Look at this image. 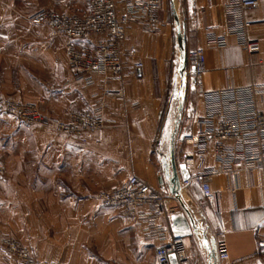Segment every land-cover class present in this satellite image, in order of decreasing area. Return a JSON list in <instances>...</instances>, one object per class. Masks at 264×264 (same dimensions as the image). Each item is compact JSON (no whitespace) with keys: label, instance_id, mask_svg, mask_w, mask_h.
<instances>
[{"label":"crops","instance_id":"crops-1","mask_svg":"<svg viewBox=\"0 0 264 264\" xmlns=\"http://www.w3.org/2000/svg\"><path fill=\"white\" fill-rule=\"evenodd\" d=\"M177 1L180 14L173 15L171 22L160 12L156 33H146L138 23L126 28L121 51L127 56L134 53L135 58L127 59L125 67L143 64L135 76L118 82L94 75L87 86L77 80L66 61V40L51 37L46 27L26 20L40 10L80 13L87 0H0V98L38 104L47 118L65 121L71 111L87 109L107 122L104 130L87 136V144H82L79 138L45 125H24L0 115V236L20 243L34 260L157 264L155 250L173 239L170 213L183 212L178 198L170 193L169 182L163 180L160 186L154 174L158 168L163 177V164L170 167L171 161L168 122L173 108L171 98L165 101L167 67L175 63L181 73L183 53L200 48L205 54L204 91L264 86V0L244 13L248 38L260 46L252 55L238 48L233 37L225 39L224 49L206 47L204 29L213 27L222 36L231 22L224 11L228 0ZM179 90L183 100L187 93L194 94L190 83ZM181 98V121L173 145L176 166L185 164L186 155L192 153L186 138L198 132L202 116L200 97L188 96L184 102ZM212 167L209 155L203 169ZM187 170L188 186L177 170L180 196L195 224L191 235L182 238L184 264H217L216 238L226 242L229 264H260L264 260V246L258 245L264 243V168L246 171L236 164L230 174L212 175L209 186L219 194L218 211L205 201L196 182L200 171L196 166ZM130 177L166 196L165 212L155 216L166 229L165 240L144 232L138 215L146 212L145 207L137 210V216L124 217L118 207L98 199ZM0 264L16 262L0 249Z\"/></svg>","mask_w":264,"mask_h":264},{"label":"built area","instance_id":"built-area-1","mask_svg":"<svg viewBox=\"0 0 264 264\" xmlns=\"http://www.w3.org/2000/svg\"><path fill=\"white\" fill-rule=\"evenodd\" d=\"M258 7V0H228L224 11L231 17V22L222 36H217L213 27H206V47L224 49L225 39L233 37L237 47L245 53L252 55L259 52L258 42L248 38L249 25L244 20L245 12ZM160 12L161 0H87L86 9L80 13L40 10L31 13L26 20L30 24L46 27L51 37L66 40L64 54L70 69L78 81L90 86L94 75L122 82L125 77L135 76L143 68L141 62H133L125 67L127 59L135 58L134 53L127 56L121 51V45L126 41V28L138 23L146 33L154 34L159 29ZM90 39L94 41L87 43ZM78 41L85 43L77 45ZM184 56L188 68L186 78L202 100L199 130L186 138L193 151L186 155L185 165L186 168L196 166L200 171L196 182L205 201L218 211L219 194L209 186L212 175L230 174L236 164L242 165L246 171L264 168V86H230L222 90L204 91L201 82L205 66L204 51L198 48L183 53ZM184 80L183 74L182 82ZM0 115L11 116L24 125H45L57 133L79 138L82 144H87V136L104 130L107 125L104 119L87 109L71 111L67 119L61 121L42 116L38 104L1 98ZM209 155L214 167L203 169L205 158ZM154 174L156 178H162L161 169H155ZM188 184L189 180L183 182L184 186ZM98 199L104 205L118 207L124 217L137 216V210L145 207L146 212L138 215L145 227L144 232L165 240L166 229L157 223L155 217L165 212L166 196L163 193L154 191L136 177H130L112 191L101 193ZM181 244L182 239L173 238L168 244L158 247L155 250L156 263L171 264L169 257L174 255L176 264H184ZM258 245L264 246V243ZM0 249L16 264H60L34 260L20 243L2 236ZM214 255L217 264H229L226 242L221 238L214 239ZM260 264H264V260Z\"/></svg>","mask_w":264,"mask_h":264},{"label":"water","instance_id":"water-1","mask_svg":"<svg viewBox=\"0 0 264 264\" xmlns=\"http://www.w3.org/2000/svg\"><path fill=\"white\" fill-rule=\"evenodd\" d=\"M173 15L175 17V11L173 10ZM176 38H177V43L178 46H182V33L179 27L178 22H176ZM186 66V58L185 56L183 57V64L180 70H183V68ZM181 121V108H179L176 121L174 124V129L171 133L170 136V146H171V161H170V167L169 165L164 162L163 164V170H164V175L162 178L159 180V185H163V180H166L169 182L171 189L170 193L172 195H175L183 209V212H176L172 215H170V230L172 233L173 238H185L191 235L192 231L195 229V224H194V219L191 217V209L187 207V205L183 202L181 196H180V191H181V185H180V180L179 176L182 182H185L189 180V172L186 168V165L180 164L178 166L175 165L174 158H173V145H174V137L177 133L178 125ZM179 176H178V172ZM170 263L171 264H176L175 257L174 255H171L169 257Z\"/></svg>","mask_w":264,"mask_h":264},{"label":"rangeland","instance_id":"rangeland-1","mask_svg":"<svg viewBox=\"0 0 264 264\" xmlns=\"http://www.w3.org/2000/svg\"><path fill=\"white\" fill-rule=\"evenodd\" d=\"M77 1V0H75ZM85 3V1H83ZM178 1L177 0H162L161 2V12L166 13V15L168 16V19L173 22V10L175 11V15H179L180 11L178 10V6H177ZM86 6V4H84ZM61 13H76V11H68V12H61ZM183 64V60L180 63L181 67ZM186 66L183 68V70H181V76L179 77V73H178V67L177 64L172 63V65H170L169 67H167L166 69V74L165 77L167 78V84H166V100H168V98H171V105H172V113L168 122V133L173 129H174V124L176 121V117H177V112L179 110V108H181L179 106V102H178V98H181V102L186 101V98L189 96V98L193 97V96H197L200 97L196 92H194V94L191 93H187L186 94V98L185 100H183L184 96H180L179 95V89L183 90L185 89V87H187V85L191 82L188 79V77L186 78V72H187ZM185 72V73H184ZM184 74L185 80L182 82V75ZM179 77V79H178ZM179 82V83H178ZM183 83V84H182ZM192 85V84H191ZM191 96V97H190ZM173 128V129H172ZM168 133H167V137H168ZM167 137H166V141H167Z\"/></svg>","mask_w":264,"mask_h":264}]
</instances>
